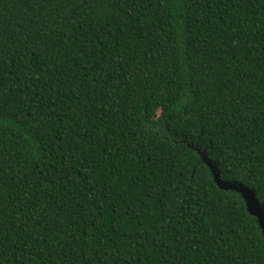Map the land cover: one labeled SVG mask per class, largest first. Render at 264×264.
<instances>
[{"label": "trees", "instance_id": "1", "mask_svg": "<svg viewBox=\"0 0 264 264\" xmlns=\"http://www.w3.org/2000/svg\"><path fill=\"white\" fill-rule=\"evenodd\" d=\"M190 144L264 206V0H0V264H264Z\"/></svg>", "mask_w": 264, "mask_h": 264}, {"label": "water", "instance_id": "2", "mask_svg": "<svg viewBox=\"0 0 264 264\" xmlns=\"http://www.w3.org/2000/svg\"><path fill=\"white\" fill-rule=\"evenodd\" d=\"M190 145L197 150L202 161L209 167L214 181L221 189L233 190L241 194L246 203L248 212L256 217L264 238V206L257 200L255 191L241 182L223 179L220 176V170L217 163L209 158L205 150L197 148L192 144Z\"/></svg>", "mask_w": 264, "mask_h": 264}, {"label": "rangeland", "instance_id": "3", "mask_svg": "<svg viewBox=\"0 0 264 264\" xmlns=\"http://www.w3.org/2000/svg\"><path fill=\"white\" fill-rule=\"evenodd\" d=\"M153 112H154V115H156L158 113V109H154Z\"/></svg>", "mask_w": 264, "mask_h": 264}]
</instances>
